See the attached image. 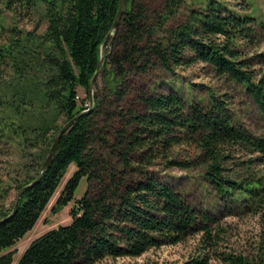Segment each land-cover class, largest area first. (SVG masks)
I'll return each mask as SVG.
<instances>
[{
	"label": "trees",
	"instance_id": "trees-1",
	"mask_svg": "<svg viewBox=\"0 0 264 264\" xmlns=\"http://www.w3.org/2000/svg\"><path fill=\"white\" fill-rule=\"evenodd\" d=\"M236 3L125 0L89 108L77 90L89 98L119 0H0V140L13 138L27 159L20 166L24 175L12 179L16 190L36 176L60 127L78 115L58 139L47 170L0 222V251L33 227L71 164L75 169L53 206L58 210L71 201L85 177L88 186L69 211L71 221L33 239L16 264L137 257L198 232L208 244L215 216L189 202L184 188L162 179L160 170L203 164L200 177L217 194L256 196L260 183L226 175V163L236 149L264 165V134L237 123L221 95L210 91L206 99L188 100L174 86L178 69L201 62L238 84L264 118V69L254 67L264 65V48L256 49V30L264 23L247 1ZM17 17L31 28L17 25ZM14 200L0 209V219ZM261 218L264 223V209ZM220 257L229 264H264V227L256 258ZM12 261L11 251L0 254V264ZM207 261L201 254L183 264Z\"/></svg>",
	"mask_w": 264,
	"mask_h": 264
},
{
	"label": "rangeland",
	"instance_id": "rangeland-1",
	"mask_svg": "<svg viewBox=\"0 0 264 264\" xmlns=\"http://www.w3.org/2000/svg\"><path fill=\"white\" fill-rule=\"evenodd\" d=\"M235 1L241 7L247 1L249 4L248 10L251 11V14L264 23V0ZM237 3L236 6H238ZM2 10L8 17L13 16L11 12ZM15 21L19 26L31 28L30 21L23 20L22 17H17ZM256 34L259 39L256 49H263L264 28H257ZM254 67L260 71L264 69V65L256 64ZM176 73V76L180 77V81H177L174 86H177L176 90H180L185 99L190 100L200 97L206 99L208 93L212 91L228 101L237 123L255 135L264 134L263 116L238 84L227 81L222 77L218 78L201 62L178 69ZM160 89L167 90L164 84ZM77 91L79 99H84L83 105H89L90 101L84 89L79 87ZM12 139L3 137L0 140V209L9 207L15 199L17 190L12 179L24 175V171L20 166L21 163L27 161L26 157H22L19 144ZM178 153L183 154V151L178 150ZM231 155V159L226 163L228 169L226 175L233 176L236 179L245 178L248 181L259 182V188L255 191L256 196L250 198H243L241 195L222 197V195L217 194L200 177L204 167L203 164L189 170L168 168L158 172L165 181L175 187L184 188L189 202L197 207L207 209L215 216V222L211 226L212 237L208 244L204 241L202 234L198 232L182 242L160 245L137 257H107L93 264H183L185 261L201 254H206L207 264H229L221 259L220 253H234L250 259L256 258L258 255V241L264 227L261 218V212L264 209V165L256 164L251 160L254 159L255 155L243 151L233 149ZM155 167L157 166L154 165L153 170H156ZM74 169V164L68 167L61 184L33 227L11 247L0 251V254L8 251L13 253L11 264L17 263L20 255L33 239L59 224L65 225L71 221L69 211L75 206L76 199L83 196L88 186L85 177L80 180L71 201L58 210H54L53 206L65 181Z\"/></svg>",
	"mask_w": 264,
	"mask_h": 264
},
{
	"label": "water",
	"instance_id": "water-1",
	"mask_svg": "<svg viewBox=\"0 0 264 264\" xmlns=\"http://www.w3.org/2000/svg\"><path fill=\"white\" fill-rule=\"evenodd\" d=\"M124 3H125V0H119L118 10L116 12L114 21L112 23L111 30L107 33V35L105 36V38H104V40H103V42L101 43V46H100V57H99V60H98L97 69L95 70L94 74L92 75V77H91V79L89 81V85H88L89 101H90L89 108H91L92 103H93V98H92L93 83H94V80L99 75V72H100V69H101V66H102V62H103V59H104V57L106 55L107 49H109L111 47L112 43H113V37H114L115 32L117 31L118 26H119V22H120V18H121V15H122ZM86 111H88V109H85V110L81 111L80 113H83V112H86ZM77 116L78 115L73 116L72 118H70L68 121H66L60 127V129L56 133V135H55V137H54V139H53V141H52V143H51V145L49 147L47 155L45 156V158H44V160H43V162H42V164H41L36 176L30 182L24 184L23 186H21L17 190L12 210L10 211V213L5 218L0 219V222L2 220H4V219L8 218L9 216H11L15 212V210H16V208L18 206L19 199H20V196H21L22 192L24 190H26L27 188H29L30 186H32L34 183H36L37 180L47 170V168L49 167V165H50V163L52 161V157H53V154L55 152L58 139L60 138L61 134L63 132H65L66 129L71 125V123L75 120V118Z\"/></svg>",
	"mask_w": 264,
	"mask_h": 264
}]
</instances>
